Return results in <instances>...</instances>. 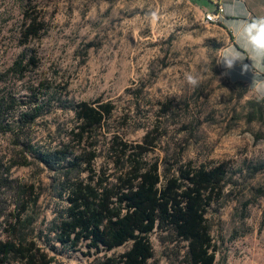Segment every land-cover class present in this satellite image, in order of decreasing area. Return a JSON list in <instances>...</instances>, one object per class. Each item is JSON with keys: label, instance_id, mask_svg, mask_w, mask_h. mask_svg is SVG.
Segmentation results:
<instances>
[{"label": "rangeland", "instance_id": "obj_1", "mask_svg": "<svg viewBox=\"0 0 264 264\" xmlns=\"http://www.w3.org/2000/svg\"><path fill=\"white\" fill-rule=\"evenodd\" d=\"M26 11L46 24L27 44ZM222 45L216 27L188 0H0V100L12 127L0 132V179L33 183L41 192L29 214L52 264H98L132 244L95 253L85 243L73 249L48 235L66 202L59 171L41 164L30 147L52 150L74 125L71 108L81 101L113 103L105 132L118 131L129 143L151 132L156 143L145 159L158 162L162 173L180 164L225 163L223 195L207 213L215 264H264V119L247 121V102L260 97L249 89L242 95L228 80L217 63ZM17 60L24 74L12 71ZM101 154L97 168L107 158ZM25 155L32 165L8 169ZM0 201L6 217L17 213L7 186ZM4 228L0 219L3 240ZM149 238L154 257L147 264H190L187 244L170 229Z\"/></svg>", "mask_w": 264, "mask_h": 264}, {"label": "trees", "instance_id": "obj_2", "mask_svg": "<svg viewBox=\"0 0 264 264\" xmlns=\"http://www.w3.org/2000/svg\"><path fill=\"white\" fill-rule=\"evenodd\" d=\"M24 21L22 35L27 44L45 30L46 24L29 11ZM30 63L36 65L34 57ZM12 71L24 74L23 62L17 60ZM235 85L243 89L242 95L248 89L242 83ZM247 105L251 107L247 121L262 122L264 98L251 99ZM3 107L0 100V132H10L12 127L3 116ZM71 110L75 123L52 150L39 152L30 147L41 164L60 174L61 197L66 206L51 222V240L73 249L85 243L89 252L95 253L131 242L127 251L105 256L98 264H147L154 257L149 236L157 229H170L187 244L190 264H215L217 246L207 213L223 195L227 165L187 163L174 171L166 167L162 173L158 162L145 159L156 143L151 132L141 143L134 144L118 131L105 132L115 111L113 103L81 101ZM102 152L107 158L97 168ZM23 160L8 169L32 165L26 155ZM3 186L12 192L17 213L6 217L0 201V219H4L7 236L0 239V264H52V258L35 239V217L29 214L37 207L41 192L33 183L15 180L0 179V189Z\"/></svg>", "mask_w": 264, "mask_h": 264}, {"label": "crops", "instance_id": "obj_3", "mask_svg": "<svg viewBox=\"0 0 264 264\" xmlns=\"http://www.w3.org/2000/svg\"><path fill=\"white\" fill-rule=\"evenodd\" d=\"M192 5L196 6L204 14L207 12L217 10L219 5L223 6L224 19L220 25H214L217 31L220 33L223 41V45L219 52V58L223 55H227L226 49L237 48L244 55L249 53L244 49L241 40L236 35L235 29L247 22H251L254 19L264 17V0H188ZM243 63L252 65V61L245 58ZM220 68L227 73L228 80L233 83H242L248 87L254 96L259 97L253 90L250 89L253 79L255 77L258 80H264V61L254 63V71L241 73V62L237 61L235 66L228 70L224 67L223 63H219Z\"/></svg>", "mask_w": 264, "mask_h": 264}, {"label": "clouds", "instance_id": "obj_4", "mask_svg": "<svg viewBox=\"0 0 264 264\" xmlns=\"http://www.w3.org/2000/svg\"><path fill=\"white\" fill-rule=\"evenodd\" d=\"M236 35L241 40L244 49L249 55H244L237 48L226 49L227 55L221 56L217 63H223L224 67L231 70L237 61L241 62V73L249 70L254 71V63L264 61V17L243 23L235 29ZM245 58L252 61V65L243 63ZM255 72V71H254ZM227 73H225L226 75ZM186 81L192 87L198 86V79L192 74H186ZM260 98H264V80H258L255 77L250 87Z\"/></svg>", "mask_w": 264, "mask_h": 264}, {"label": "built area", "instance_id": "obj_5", "mask_svg": "<svg viewBox=\"0 0 264 264\" xmlns=\"http://www.w3.org/2000/svg\"><path fill=\"white\" fill-rule=\"evenodd\" d=\"M224 9L222 5H219L217 10L207 12L204 14L203 20L207 25H220L224 19Z\"/></svg>", "mask_w": 264, "mask_h": 264}]
</instances>
